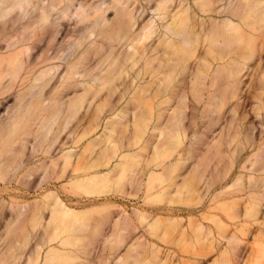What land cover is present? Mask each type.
Here are the masks:
<instances>
[{
    "label": "bare ground",
    "instance_id": "obj_1",
    "mask_svg": "<svg viewBox=\"0 0 264 264\" xmlns=\"http://www.w3.org/2000/svg\"><path fill=\"white\" fill-rule=\"evenodd\" d=\"M141 1L0 0V105L16 98L2 123L8 158L0 168L13 166L29 136L35 151L49 153L83 108L93 114L78 141L108 112L101 134L64 154L59 177L71 166L70 190L93 198L124 191L149 148L144 200L178 203L180 211L204 205L197 241L226 256L217 264H234L245 232L253 226L264 238V0ZM257 61L260 82L250 103L245 84ZM107 207L77 210L45 194L32 219L44 233L26 264L40 259L44 245L40 264H77L80 246L103 235ZM26 208L9 220L8 234ZM154 217L138 213L153 234L161 227ZM132 225L128 216L114 220L116 245ZM12 250L0 246V264L16 257ZM156 263L164 264L157 245L134 242L116 264Z\"/></svg>",
    "mask_w": 264,
    "mask_h": 264
},
{
    "label": "rangeland",
    "instance_id": "obj_2",
    "mask_svg": "<svg viewBox=\"0 0 264 264\" xmlns=\"http://www.w3.org/2000/svg\"><path fill=\"white\" fill-rule=\"evenodd\" d=\"M84 1L93 3L98 0ZM186 2L190 3V0ZM141 3L145 7L149 5L147 0H142ZM174 5L175 2L172 6ZM151 15L152 11L146 10L142 19L145 18L147 20ZM110 16L112 18L114 13L111 12ZM71 20L66 19L63 21L66 27H73V19ZM257 63L258 61L254 62L251 69V76L246 78L245 88L250 91V103L255 100L253 96L258 93V83L260 82L261 66L255 65ZM72 94L73 93L70 95ZM117 94L118 93H116L114 97H116ZM15 99L13 94L9 95L7 99L3 100V105H0L1 164L5 163V160L8 158L5 155V147L3 146L4 138L8 134V128H2V123L3 121H7L8 108L14 103ZM92 114V109L83 108L79 114V116L82 117L80 122L74 121L71 123V132L67 133L69 129L63 131L51 147L49 153L43 152L44 148L40 149V151H35L33 145L38 149L39 144L35 141L33 136H29V141L26 143L23 153L18 156L13 166L7 167L5 164L1 165L0 246L2 245L4 251L10 246L15 250L16 257L11 259L10 264H26L30 253L33 251V247L37 242H41L44 229L42 226L34 227L32 219L38 211L37 207L41 208L44 195L48 193L57 194L67 205L77 210H86L92 207L96 208L97 206L101 209L104 204L109 205V207L105 209L110 213V219L104 225L103 235L99 236L97 241L93 244H86L85 241L84 245L80 246L81 251H78L79 256L76 260L77 264H116L117 258L120 255H124L127 248L134 242H139L141 244L147 243L149 245L153 242L158 246L164 264H217L223 260L226 256L222 255L220 251L217 249H207L210 242L201 243L196 239L195 228L198 223L197 221L207 214V210H204L205 208L202 209L204 205H193L189 207V210L180 211L178 210L180 207L178 203L146 202L144 200L146 192V174H142L141 170L143 168L142 165L146 164V159L151 155L149 148L141 150V158L136 166V172L130 177L132 181L126 182L124 191L112 189L108 194L93 198L85 193H76L70 190V176L68 175L72 174L71 166H69L63 177H59V164L64 154L68 152H80L87 145L91 136L97 137L102 133L103 118L106 117L107 119L110 116L108 112H104L101 115L103 117L101 125L91 133V135L78 141L81 132L88 125ZM48 143L49 142L45 144V149ZM73 161L74 163L76 162L74 156L72 158V163ZM115 162L116 160L113 164ZM54 163L56 164L54 165ZM194 163L195 160L189 159L186 161L185 166L190 170ZM27 167L28 169H26ZM15 171L17 173H15ZM102 171L106 172L107 169ZM146 171H148V169H146ZM2 176L3 178H1ZM20 205H26L27 212L20 217V219L11 224V232L8 234L7 228L9 226V220L16 213ZM141 211L147 213L148 221H153L155 214L160 217L161 227L159 231L153 234L150 229L145 226L147 222L143 223L140 221L138 213ZM47 212L46 210L44 211V217L49 216V212ZM95 214H97V212ZM127 216L133 222V225L126 231L125 240L123 244L119 246L115 244V238L112 236L113 222L117 218H124ZM204 221L207 222L208 220ZM26 237H28V242L26 246H24L23 242ZM242 237L243 240L240 245L244 248V251L234 256V264H264L263 236H259V232L252 226V232H245ZM258 243L262 244L259 249H257ZM214 244L215 243H213V245ZM47 247L48 245L43 246L40 259L35 261L34 264H40L41 258L44 257ZM8 255L11 256L12 254L8 253Z\"/></svg>",
    "mask_w": 264,
    "mask_h": 264
}]
</instances>
